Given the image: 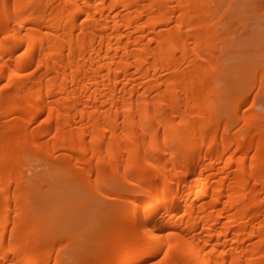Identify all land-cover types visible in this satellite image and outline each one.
<instances>
[{"label":"bare ground","instance_id":"6f19581e","mask_svg":"<svg viewBox=\"0 0 264 264\" xmlns=\"http://www.w3.org/2000/svg\"><path fill=\"white\" fill-rule=\"evenodd\" d=\"M216 6L0 0V264H264V50Z\"/></svg>","mask_w":264,"mask_h":264},{"label":"rangeland","instance_id":"374dc122","mask_svg":"<svg viewBox=\"0 0 264 264\" xmlns=\"http://www.w3.org/2000/svg\"><path fill=\"white\" fill-rule=\"evenodd\" d=\"M215 19L219 21L217 27L221 28L220 32L218 33L219 42H218L217 54L221 59L222 63L229 67V70L231 68V65L234 64V62L243 61L244 59V56L242 54L244 53L243 51H245L250 55V52H253L252 49L264 50V0H217ZM237 19H239L238 23L236 21ZM239 26L241 28H239ZM235 38L238 39L236 44H235ZM245 59H247V56L245 57ZM216 83L219 86L226 85V83H229L231 86V73L228 76L221 73L218 79H216ZM247 106H250L249 102L243 106V109H245ZM42 167L43 166L37 167V171L40 170L38 175L31 178L29 177L30 172H27V175H25L24 178L28 179L29 181H37L40 184H43L44 187L46 188V184H48V182L50 183V180H52V178L47 173L45 174L43 172L45 167L43 168ZM61 186H62L61 189L58 186V190L66 194L68 199L69 197L71 198V194H75V190L77 189L75 187H68L66 185H61ZM97 197L105 204L116 201L123 203L126 202V200L124 199L123 200L109 199L100 194H97ZM34 203H35L34 210L38 217L47 218L48 216L49 218L55 219L54 215H50L51 214L50 208L49 206H47L45 201L35 199ZM67 206L68 205L65 206L67 209L66 208L64 209L72 210V212H78L79 210L83 211L84 209L83 205L82 207L81 205H79L78 207L69 205L70 208ZM72 207L74 208L71 209ZM78 213L81 214L80 211ZM59 216L60 218L58 217V223H57V227H58L57 229L59 230H57V232L61 234H66L67 230L64 229L63 231L62 230L63 226H61L63 225V222H61L63 221L62 220L63 217L62 215ZM113 219L111 222L109 220L110 222L109 229L116 228L117 227L116 225H118L117 223H119L117 219L115 218ZM76 222L74 221L73 223L70 224L67 222L66 223L67 225H69L68 227L73 228L75 226L76 227L80 226V222L77 223ZM90 226L92 227L93 225ZM47 227L53 229L52 225H47ZM65 245H66L65 242L61 244L62 247H64ZM56 248H59V245L45 246V249L48 251L56 250ZM63 254L65 257L69 256L68 246L63 249Z\"/></svg>","mask_w":264,"mask_h":264}]
</instances>
